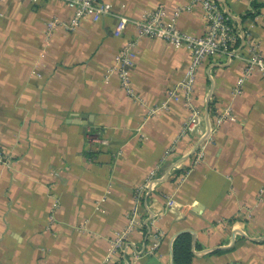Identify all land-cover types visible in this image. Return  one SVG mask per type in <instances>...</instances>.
<instances>
[{
	"label": "crops",
	"instance_id": "1",
	"mask_svg": "<svg viewBox=\"0 0 264 264\" xmlns=\"http://www.w3.org/2000/svg\"><path fill=\"white\" fill-rule=\"evenodd\" d=\"M103 1L111 11L100 21L51 35L48 20L69 19L70 7L0 1V147L10 153L0 162V264H174L184 233L189 264H264V76L255 71L233 92L253 44L264 55V0H216L239 37L231 55L199 68L194 98L202 127L211 106H230L237 120L216 127L196 165L195 135H182L186 105L171 100L151 112L186 75L191 51L139 36L133 21L159 5L166 22L190 7L177 27L201 35L202 3ZM120 17L129 21L117 35ZM133 39L137 100L110 71ZM153 170L152 188H143ZM119 236L125 245L114 253Z\"/></svg>",
	"mask_w": 264,
	"mask_h": 264
},
{
	"label": "built area",
	"instance_id": "2",
	"mask_svg": "<svg viewBox=\"0 0 264 264\" xmlns=\"http://www.w3.org/2000/svg\"><path fill=\"white\" fill-rule=\"evenodd\" d=\"M3 1V0H0ZM37 1V0H34ZM73 10V14L69 19H60L52 17L46 23V33L51 35L55 29H64L74 31L85 18L92 21H100L102 17L110 13V7L103 0H59ZM200 1L206 17V29L201 35H193L181 31L177 27V19L179 15L190 7H179L173 11L170 21H165L167 14L164 5L147 11L140 20H134L137 26L139 36H146L154 39L165 41L173 47L180 48L186 46L191 51V61L184 78L175 86L167 91V100L155 109L152 113L160 109H166L169 101H182L190 110V116L185 121L182 135H195V143L192 149L194 156V165L203 161L205 156V144L215 132L216 127L225 121H236L237 115L230 106H226L216 111L212 106L207 111V126H203L202 114L196 104L194 98L197 73L202 64L209 58L218 55H231L234 45L237 42L239 34L233 24V19L227 11L223 10L216 0H193ZM129 20L126 17H120L115 34L122 33L126 23ZM137 40H129L122 49L114 57V65L110 69L116 70L120 80V84L125 94L133 99H140V95L136 92L132 80L131 71L134 66L136 57ZM251 55L246 58L243 75L238 79L237 86L233 89L235 94L242 93L243 84L246 79L255 71H259L264 76V55L259 45L253 44ZM169 153V152H168ZM10 159V153L0 147V162ZM176 164L169 170L168 175H176ZM187 172L183 173V177ZM155 170L151 171L143 188H152L155 179ZM182 178V176H181ZM180 178V179H181ZM143 188L137 189L135 199H139V194ZM167 198V206L171 208L175 201L172 197ZM52 219V216H51ZM137 223L135 215L130 220L129 228L134 227ZM125 237L119 236L114 240L112 252L123 249L125 245ZM157 246V244L155 245Z\"/></svg>",
	"mask_w": 264,
	"mask_h": 264
},
{
	"label": "trees",
	"instance_id": "3",
	"mask_svg": "<svg viewBox=\"0 0 264 264\" xmlns=\"http://www.w3.org/2000/svg\"><path fill=\"white\" fill-rule=\"evenodd\" d=\"M190 234H181L174 245V264H189L191 260Z\"/></svg>",
	"mask_w": 264,
	"mask_h": 264
}]
</instances>
